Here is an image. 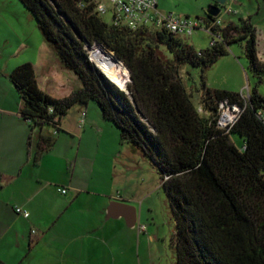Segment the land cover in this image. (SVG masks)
I'll list each match as a JSON object with an SVG mask.
<instances>
[{
  "label": "trees",
  "instance_id": "1",
  "mask_svg": "<svg viewBox=\"0 0 264 264\" xmlns=\"http://www.w3.org/2000/svg\"><path fill=\"white\" fill-rule=\"evenodd\" d=\"M19 1L82 84L69 94L52 96L39 87L30 62L11 71L20 99L18 116L30 128L28 147L34 129L51 126L60 132L72 108L93 102L118 130L121 144L157 167L175 221L176 264H264V97L256 88L248 97L211 90L203 80L204 72L236 43L243 44L249 70L259 80L264 75L250 17L213 27L217 19L206 14L211 41L218 40L198 52L166 31L107 25L96 13L97 0ZM95 44L113 52L128 69L126 91L91 61L88 47ZM185 66L200 69L203 112L185 85ZM224 101L242 109L227 129L218 126ZM232 135L242 140L241 146ZM54 143L52 137L39 136L34 161Z\"/></svg>",
  "mask_w": 264,
  "mask_h": 264
},
{
  "label": "rangeland",
  "instance_id": "2",
  "mask_svg": "<svg viewBox=\"0 0 264 264\" xmlns=\"http://www.w3.org/2000/svg\"><path fill=\"white\" fill-rule=\"evenodd\" d=\"M158 2V9L162 13H174L191 19H203L208 8L214 4V0H158ZM224 7L231 12L228 15L224 12L220 15L223 22L228 23L230 20L237 22L241 18L250 17L256 28L264 30V0H239L234 3L227 1ZM221 10L224 8L221 7ZM101 19L107 25H111L110 13L101 16ZM183 41L199 52L210 46L211 34L201 29L191 37L183 38ZM162 51L169 57L164 48ZM26 62H31L35 66L39 83L43 81L44 72L52 79L50 84H44L43 88H49L53 93L58 92L59 96L82 87L77 76L62 65L54 50L45 42L35 19L22 3L19 0H0V104L3 103V109L8 112L16 110L20 103L9 75L15 67ZM45 66H49V69ZM182 76L188 91L192 94L194 105L200 108L203 93L200 69L185 66ZM203 80L206 87L211 90H224L248 97L249 92L256 88L264 97V75L259 80L249 70L242 43L232 44L228 49V55L221 57L204 72ZM61 87H64L63 90H59ZM81 110L87 114L86 123L84 122L87 136L85 135L81 142L76 139L74 144V151L79 149L78 168L85 165L94 169L97 183L93 188L96 190L103 192L109 187H116L113 190L119 196L130 199L136 205L140 226L145 227V233L139 236L140 241L135 248L136 264H176L175 221L157 167L128 144H121L118 130L103 119L99 107L93 102L87 106L72 108L62 120L66 127L73 124ZM6 119L8 132L13 128L15 132L16 130L19 132L18 140L9 138V147L13 149L10 150L7 161L10 164L15 162V168L20 164L24 180L38 177L48 182L54 180L51 183L55 184V180L63 177L57 173L58 171L70 176L71 165L59 163L65 145H55L54 152L45 154L39 165L35 166L26 155V138L30 133L28 123L11 116ZM13 123L23 127V135L20 134L21 129L11 126ZM78 129L80 131V128ZM40 133L54 139L57 137V132L51 126L34 129L33 149L37 146ZM231 140L238 146L243 143L236 135H232ZM19 170L20 168L17 173ZM20 189L19 181L14 177L2 194L6 199L12 197L17 200Z\"/></svg>",
  "mask_w": 264,
  "mask_h": 264
},
{
  "label": "crops",
  "instance_id": "3",
  "mask_svg": "<svg viewBox=\"0 0 264 264\" xmlns=\"http://www.w3.org/2000/svg\"><path fill=\"white\" fill-rule=\"evenodd\" d=\"M228 22L235 23L234 20ZM256 31L257 55L264 63V30L257 27ZM46 68L49 69V66ZM42 75L43 81H38L39 87L52 96H59L58 92L43 88L52 79L45 72ZM19 106L20 103L16 110L8 112L3 109V103L0 104V260L4 264H136L135 248L140 241L139 236L145 233L139 231L140 217L136 205L130 199L119 196L113 190L116 187H109L103 192L96 190L93 188L97 183L94 169L85 165L78 168L79 149L75 152L74 144L76 139L81 142L87 136L84 127L87 114L81 110L70 127H66L62 121L53 147L38 162L34 161L36 147H28L30 133L27 134L26 155L35 166L39 165L45 154L54 152L55 145H65L59 163L71 165V174L67 176L58 171L63 177L52 184L54 180L48 182L38 177L24 180L20 164L15 168V162L10 164L7 161L13 149L9 147V138L18 140L19 132H15L14 128L8 132L6 118L11 116L21 121ZM81 119L85 123L80 128ZM11 126L21 129L20 134L23 135L21 125L13 123ZM39 136L46 135L40 133ZM14 177L21 189L17 200L12 197L6 199L2 193ZM58 188H66V194H60ZM115 202L130 209L118 210L112 206ZM16 207L27 211L29 217L25 219L16 214ZM131 208L136 213L134 226L131 225ZM33 230L36 231L35 235L32 234Z\"/></svg>",
  "mask_w": 264,
  "mask_h": 264
},
{
  "label": "built area",
  "instance_id": "4",
  "mask_svg": "<svg viewBox=\"0 0 264 264\" xmlns=\"http://www.w3.org/2000/svg\"><path fill=\"white\" fill-rule=\"evenodd\" d=\"M231 3L238 2L239 0H227ZM226 1V2H227ZM221 10L214 22V26H219L222 23L220 15L224 12L229 14L230 9L222 6ZM96 13L99 16L110 13L111 24L116 27L127 28L131 31H136L141 28H151L156 31H166L181 39L191 37L195 32L204 29L211 34V27L207 28L203 19H191L189 17L179 16L174 13H162L158 9V0H97ZM218 38L215 37L211 41L213 44ZM220 116L218 119V126L221 129L231 127L239 118L242 109L237 105H231L224 101L219 106ZM199 112H203L199 108ZM84 125V119L79 121V127ZM58 192L62 195L66 194V188H58ZM15 213L27 219L29 213L22 208L16 207ZM139 231L144 232L145 227L139 226ZM32 234L35 235L36 231L33 230Z\"/></svg>",
  "mask_w": 264,
  "mask_h": 264
},
{
  "label": "bare ground",
  "instance_id": "5",
  "mask_svg": "<svg viewBox=\"0 0 264 264\" xmlns=\"http://www.w3.org/2000/svg\"><path fill=\"white\" fill-rule=\"evenodd\" d=\"M91 61L98 69L117 87L124 89L128 79L126 67L115 60V57L109 50L102 47H94L89 50Z\"/></svg>",
  "mask_w": 264,
  "mask_h": 264
},
{
  "label": "water",
  "instance_id": "6",
  "mask_svg": "<svg viewBox=\"0 0 264 264\" xmlns=\"http://www.w3.org/2000/svg\"><path fill=\"white\" fill-rule=\"evenodd\" d=\"M226 1L227 0H214V4L212 5V6H210L209 8H208V10H207V12H206V14L208 15V16H210V17H217L218 16V14L220 13V8L222 7V6H224L225 5V3H226ZM94 47H102V48H104L102 45H99V44H95V45H93V46H90V47H88V50H91L92 48H94ZM106 49V48H105ZM110 53H112L113 54V56L115 57V60L117 61V62H120V63H122L123 64V62L122 61H120L119 59H117V57L114 55V53L113 52H111V51H109ZM124 65V64H123ZM96 66V65H95ZM125 66V65H124ZM97 67V66H96ZM98 68V67H97ZM127 69V68H126ZM127 71H128V69H127ZM102 73V72H101ZM103 74V73H102ZM104 75V74H103ZM127 82H130V73H129V71H128V79H127ZM121 89V88H120ZM124 91H126V83H125V85H124ZM113 207H115L116 209H118V210H121V211H124L125 210V208H128V209H130V207H128V206H126V205H123V204H121V203H113V205H112ZM131 210H133V214L131 215V219H132V226H134L135 224H136V213H135V210L133 209V208H131Z\"/></svg>",
  "mask_w": 264,
  "mask_h": 264
}]
</instances>
